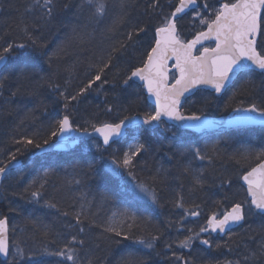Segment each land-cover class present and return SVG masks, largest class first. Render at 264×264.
<instances>
[{
  "label": "trees",
  "instance_id": "trees-1",
  "mask_svg": "<svg viewBox=\"0 0 264 264\" xmlns=\"http://www.w3.org/2000/svg\"><path fill=\"white\" fill-rule=\"evenodd\" d=\"M108 2L107 17L102 23L96 25L88 22V10L78 7L81 0H56L55 20L46 27L41 26L40 31L36 33L40 36L45 47L15 51L16 58L9 61L1 76L8 75L9 79L5 81V86L0 88V160L5 159L6 150H15L12 137L19 138L23 135L38 134L42 139L48 134V126L52 122L50 118L62 114V101L57 99L58 93H54L48 87L49 78L63 89L65 81L70 79L71 73V87L68 90L72 92L81 81H86L85 74L88 71L89 62H98L111 45L124 39L122 34L131 26L129 23L117 25L114 31H106L118 13L121 3L130 5L131 23L140 22L151 26L157 21V17L153 16L148 9L151 0H108ZM176 2L177 0H171L172 4ZM208 2L212 4L214 0H208ZM28 3L29 0H0V45L13 40L22 42L24 40L22 29L25 25L29 27V30H32L36 25L43 24V21L37 19L38 13L25 12ZM65 4L68 5L67 9L64 7ZM160 4L165 13L173 10L170 7V0H160ZM202 6L203 0H201ZM192 15L182 19L178 24L186 39H191L195 31L199 29L197 25L188 24ZM189 26L192 28L186 30L185 27L189 29ZM73 27H76L78 32L90 34L83 43L79 39L66 42ZM192 30H194L193 34L190 32ZM153 36L154 30L145 37L143 43L146 45ZM61 47L66 51L59 56L53 55ZM142 52L143 47L138 46L135 53L130 49L114 63L123 66V62L129 57L138 60ZM49 57H51V67H49ZM22 67L27 68L30 77L23 83L17 81L15 75ZM108 78L111 79V74ZM262 81H264V77L253 73L241 76L235 85L222 98L218 99V114L214 113L208 105L202 106L198 103L191 108L182 110L186 114L202 110L205 116H222L237 107H247L253 100L257 104L264 103V83ZM18 87L17 95L12 97V91ZM116 91L118 92L119 89L117 88ZM129 92L130 94L140 92L144 96L141 87L131 89ZM198 95L205 96V93L200 92L196 97ZM196 97L193 101L196 100ZM122 98L127 104L130 98L135 99L136 97L135 95H125ZM212 98L216 99L214 96ZM112 99L111 89L107 96L103 93L91 92L73 113L74 126H86L84 121L90 119L96 112L100 113L102 119H115L117 116L115 111L110 116H106L103 112L105 100L111 101ZM131 109L129 115L139 112L141 117L145 112L154 111L144 101L131 105ZM33 114L37 119H32ZM21 120L24 121L23 125L20 123ZM18 125L19 127H17ZM239 132V134L245 133L248 136L252 133H260L262 130ZM234 134H238V131L220 133V135L230 136ZM211 136L215 135L209 137ZM188 138L189 142L179 144L177 139L165 137L160 131L152 133L142 131L138 136V141L145 143L149 151L139 158L140 163L135 169L137 178L152 185L157 169L163 170V174L167 175V180L164 183L157 182L154 185L158 192V205H153L148 199L143 200V197L140 199V193L133 189L130 183L123 184L108 172L107 164L111 160V154L113 152L122 154L127 150L125 141H121L107 150L100 147L99 151H91L88 148L89 143H82L68 154L50 155L34 161H30V158L38 149H31L23 155H18V160L23 165L8 175L0 190V216L6 215L9 218L10 244L13 235L11 226L16 223L22 230L23 250L33 257L26 264H55L58 258L45 255V246L48 250H52L62 245L63 241L61 240H57L56 243L51 241L57 231L65 233L68 231L63 225L65 220L70 218L62 217L55 210L44 207L46 200L54 198L64 210H68L70 206L72 209L78 210L81 203L85 204L89 216L94 217L96 222L101 224L110 218L119 221L121 213L134 215L140 225L133 229L134 236H147L149 233L160 236L151 250L134 245L131 240L121 241L120 244L110 246L102 243L101 246L104 250L97 251L96 255L106 257L107 264H118L121 255L129 251H135L144 264H175L173 252L194 260L195 264H227L228 261H238L239 264H244L243 256L250 250H255L257 242L264 239V217L247 216L243 226L223 239L213 236L206 237L204 233H200V239H208L211 242V247L202 245L200 240H196L193 242L191 250H181L176 247L175 242L189 235L188 229L199 232V228L205 225L207 217L212 212L222 215L226 209H230L233 203L244 199L246 193L241 189L237 175L239 166L230 157H239L246 150L257 152L264 149L262 139L246 141L232 138L227 142L216 143L204 148L201 138L197 136ZM194 147L213 154L215 160L211 166L207 161L194 162L199 168L205 169L206 183L202 189L190 192V178L182 175L181 171L182 165L188 163L190 159L187 157V150ZM182 152L186 155L181 156ZM170 156L171 159H169ZM45 171L48 172L47 177L44 176ZM228 177L232 179V187L228 190V198L225 199V192L220 188V181ZM124 179H128L126 174ZM33 180L42 181L45 184V188L42 189L43 197L38 203H30V193L25 192ZM38 186L39 183L36 187ZM181 191L185 207L195 209L196 205H199L201 215L185 216L183 209L174 207L172 201ZM10 208L19 209V213L10 211ZM32 221L51 225L52 234L45 236L42 231L33 227ZM131 222L130 219L127 221V223ZM71 223L75 224V221L71 220ZM85 227H87V221H85ZM99 231L98 228H92L88 233V238L95 240ZM226 243L231 246V250L225 246ZM168 244H171L170 249L167 247ZM216 245H220V247H216ZM258 264H264V258Z\"/></svg>",
  "mask_w": 264,
  "mask_h": 264
},
{
  "label": "snow or ice",
  "instance_id": "snow-or-ice-1",
  "mask_svg": "<svg viewBox=\"0 0 264 264\" xmlns=\"http://www.w3.org/2000/svg\"><path fill=\"white\" fill-rule=\"evenodd\" d=\"M56 7V0H29L25 12L38 13L37 19L43 21V24L36 25L32 30L25 25L22 29L24 36L22 42L13 40L0 45V65H6L11 59H15L14 54L17 49L35 50L45 47L36 33L40 31L41 26L46 27L55 20ZM64 7L67 9L68 5L65 4ZM78 7L86 8L89 12L88 22L96 25L102 23L109 12L108 0H81ZM129 7L127 3H121L118 13L106 28V31L111 32L117 25L131 24L122 34L124 39L111 45L98 62H89L88 71L85 74L86 81H81L72 92H69L71 73L63 89L49 78L48 87L54 93H58L57 99L62 101V114L50 118L52 122L48 126V134L42 139L38 134L12 137L15 150H6L5 159L0 160V179L9 174L10 168L21 164L18 155H23L31 149H38L42 152L52 149L68 133H78L82 136L94 133L102 140L103 145L109 148L112 143H115L116 138L125 134V129L130 126L147 131L163 126L165 121H170L173 123L165 127V131L171 132L173 136H177L181 129L206 127L211 122L202 110L193 111L190 114L181 110V98L185 93H191L194 89L205 86L214 90L216 94H220L237 72L255 71L264 77V0H214L212 4L208 0H203L202 7L201 0H177L174 4L170 0V7L173 10L167 13L163 11L160 0H151L148 9L153 16L157 17L156 23L151 26L140 22L131 23ZM190 12L193 13L192 21L198 20L202 27L195 31L193 38L186 39L178 24L179 20ZM153 30L152 40L145 45L143 43L145 37ZM88 35L90 34L78 32L77 28L73 27L66 42L79 39L83 43ZM208 40H214L215 46H204L203 42ZM197 45L201 47L197 48ZM138 46L143 47L138 60L129 57L123 62V66L114 63L130 49L135 53ZM65 51L66 49L61 47L53 55L59 56ZM169 60L175 61L174 67L178 73L172 77L173 83L169 82L167 71ZM49 67H51V57H49ZM109 74H111V79L108 78ZM15 75L17 81L21 83L30 79L26 67L20 68ZM8 79V75L0 77V88L5 86V81ZM138 82H140L139 85ZM137 87H142L147 96L144 97L140 92L130 94L129 90ZM110 89L113 92V99L105 100L103 112L106 116H110L115 111L116 118L102 119L100 113L96 112L90 119L84 121L86 126H74L73 113L83 100L93 91L107 96ZM18 91L19 87L13 90L12 97H15ZM125 95H135L136 98H130L126 104L122 98ZM140 101H153L154 111L145 112L142 117L139 112L129 115L128 113L132 110L131 105ZM233 111L237 113L234 118L236 120L254 121L258 118L261 123H264V103L257 104L253 100L247 107H237ZM32 119H37L34 114ZM20 123L23 125L24 121L21 120ZM96 147L99 151V144ZM148 151L149 148L145 143L135 141L122 154L113 152L107 169L113 177L123 184L130 183L133 189L146 197L153 205H158L159 197L154 185L157 182L164 183L167 175L163 174V170L157 169L153 184L149 185L139 180L135 171L140 163L139 158ZM180 155L185 156L186 154L182 152ZM187 157L190 159L188 163L182 165L181 174L190 178L189 191L195 192L204 187L206 178L205 169L199 168L194 162L207 161L211 166L214 164L215 156L202 151L199 147H194L187 150ZM171 158L170 156L169 159ZM230 159L235 160L239 166L237 175L243 182L241 189L246 186L247 195L243 200L233 203L230 209H226L222 215L212 212L207 217L206 225L199 228V232L188 229L189 235L175 242L177 248L191 250L193 242L198 239L200 244L211 247L208 239H200V233L227 234L231 232L233 225L241 224L247 216L264 217V149L257 152L246 150L239 157L233 156ZM125 174L128 177L127 180L124 179ZM44 176H48L47 171L44 172ZM38 183L39 186L36 187ZM231 187L230 177L220 181V188L225 192V199L228 198L227 193ZM44 188L45 184L42 181L33 180L25 189L26 193H30L29 202L38 203L43 197L42 189ZM172 203L175 208L183 209L185 216L201 215L199 205H196L195 209L185 207L182 191L177 193V198ZM44 207L55 210L62 217L70 218L66 219L63 225L68 231L66 233L57 231L51 241L56 243L57 240H61L62 245L52 250H48L45 246V255L58 258L55 264H107L106 257L96 255L97 251L104 250L102 243L110 246L131 240L134 245L151 250L155 242L160 239L159 235L151 233L147 236H134L133 229L140 225L136 217L128 213H121L119 221L110 218L101 224L97 223L94 217L89 216L83 203L80 204L78 210L72 209L71 206L68 210H64L53 198L46 200ZM10 211L19 213L17 208H10ZM129 219L131 223H127ZM71 220H74L75 224H72ZM85 221H87V227H85ZM32 223L33 227L42 231L45 236L53 232L49 224L39 221H32ZM15 227V225L12 226V231H15ZM92 228L100 230L95 240L88 238V233ZM225 246L231 250L230 245L226 243ZM167 247L170 249L171 244ZM262 258H264V239L257 242L255 250H250L243 256V261L244 264H258ZM32 259L33 257L18 244H10L9 218L6 215L0 216V264H26ZM173 260L175 264H195L194 260L177 255L175 252H173ZM118 264H144V262L135 251H129L121 255ZM227 264H239V262L228 261Z\"/></svg>",
  "mask_w": 264,
  "mask_h": 264
},
{
  "label": "water",
  "instance_id": "water-1",
  "mask_svg": "<svg viewBox=\"0 0 264 264\" xmlns=\"http://www.w3.org/2000/svg\"><path fill=\"white\" fill-rule=\"evenodd\" d=\"M190 14H191V12L188 13V15H190ZM186 16L187 15L183 16V18H185ZM182 19H180V20H182ZM203 45L204 46L213 45V47H214L215 41L214 40L204 41ZM200 47H201V45H197V48H200ZM174 64H175L174 60L168 61L167 71H168V75H169V82H171L170 76L172 74L178 75V73L176 72V69L174 67ZM6 66H7V64L6 65H0V77L2 76V73H3L4 69L6 68ZM248 73L258 74V72H255V71H253V72H237L236 75L232 76L230 82L227 83L226 87L222 90V92L220 94H216L214 92V90L207 88L205 86H200L199 88L194 89L191 93H185V95L181 98L182 108L198 92H206V93L214 95L216 98H221L222 96H224L227 93V91L236 83V81L242 75H245ZM139 83L140 82H138V85H139ZM144 96L145 97L147 96L146 92H144ZM147 104L149 106H151L152 109L154 110L155 104L153 101H147ZM236 116H237V113L232 111V112L228 113L227 115H224L221 117H207L208 121L211 122L208 126L203 127V128L181 129L179 132H183V133H186L189 135L198 136L200 138H205L207 136L215 135V134H219V133H223V132L242 131V130H264V123H261L258 118L254 121H239V120L234 119ZM172 123L173 122L165 121L164 125L169 126ZM145 127H147V126H145ZM159 128L160 127H155L153 129L147 130L145 132H147V133L154 132V131L158 130ZM133 129H135V127L130 126V127L126 128L125 134L122 137L116 138L115 143H112L111 147L113 145H115L116 143L124 140L126 137V134ZM55 140H57V138ZM93 141L98 142L103 149H109L110 148V147L106 148V146L103 145L102 140L98 136H96L94 133L92 135H89V136H82L78 133H68L65 135V137L63 139L60 140V142L58 143V145L56 147L49 149L47 151H43V152L40 150H37L36 153L30 158V161H34L35 159L46 157L49 155L68 154V153L74 151L80 145L81 142H93ZM22 165H23V163L21 162L20 165L10 168L9 174L11 172L19 169ZM7 176L3 179H0V189H1L4 181L6 180ZM242 183L243 182L240 181V185H242ZM243 190L245 191V193L247 195L246 186L243 187ZM244 223H245V220L243 222H241V224H239V225H233L230 233L239 229L241 226L244 225ZM205 225H206V223H205ZM9 233H10V230H9ZM230 233L220 234L219 232H217V233L205 232L204 234L206 237L216 236V237H219L220 239H223ZM9 241H10V238H9Z\"/></svg>",
  "mask_w": 264,
  "mask_h": 264
},
{
  "label": "rangeland",
  "instance_id": "rangeland-1",
  "mask_svg": "<svg viewBox=\"0 0 264 264\" xmlns=\"http://www.w3.org/2000/svg\"><path fill=\"white\" fill-rule=\"evenodd\" d=\"M188 24L191 26L197 25L198 28L202 27L199 24L198 20L193 22L191 19V21L188 22ZM191 28L192 27H190V26H189V29L187 27H185L186 30H190ZM193 31L194 30H192L190 32L193 34ZM195 97L191 101H189L187 104H185L184 108H191L193 105L198 103L202 106L208 105V107L210 109H212L214 111V113H217V114L219 113V108H218V104H217V102L219 101L218 99H213L212 95H210L208 93H205V96L198 95L196 97V100L193 101L195 99ZM211 103H212V106H210ZM217 114H212V115H217ZM208 117H216V116H208ZM165 127H167V125L161 126V128L159 130L162 133V135H164L165 137L167 136V137H170L173 139H177L179 144L183 143V142H189L190 139L188 138L189 137L188 135L184 136L178 132L177 136H173L171 132L165 131ZM141 132H142V130H140V129H134L127 134L126 138L124 139V141L127 142V149H128L130 144L134 143L135 141H138V136L140 135ZM239 133L240 132H238V134H234L232 136H230V135H218V136L215 135V136H211V137H206V138H202L201 142H202L203 147L205 148L208 146H213L216 143L220 144L222 142H227L229 139H232V138L244 139L246 141H250L251 139H254V141L262 139V143H263V147H264V131H262L260 133H252V134H249L248 136H246L245 133H241V134H239ZM97 144L98 143H96V142H90L88 148L91 151H97V147H96ZM139 195H140V199H141L143 196L141 194H139ZM143 200H147V198L143 197ZM13 225H15L16 227H15V231H13L11 244H13V243L18 244L22 249H24V247H22V243H21L22 230L20 229V227L16 223H14ZM12 226H11V229H12ZM198 241H199V239H198Z\"/></svg>",
  "mask_w": 264,
  "mask_h": 264
}]
</instances>
